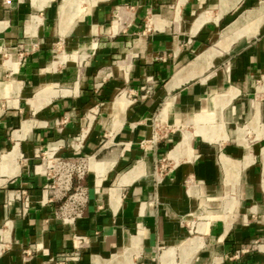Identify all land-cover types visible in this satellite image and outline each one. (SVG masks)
Here are the masks:
<instances>
[{
	"label": "crops",
	"instance_id": "1",
	"mask_svg": "<svg viewBox=\"0 0 264 264\" xmlns=\"http://www.w3.org/2000/svg\"><path fill=\"white\" fill-rule=\"evenodd\" d=\"M259 80L264 0H0V264H264Z\"/></svg>",
	"mask_w": 264,
	"mask_h": 264
},
{
	"label": "built area",
	"instance_id": "2",
	"mask_svg": "<svg viewBox=\"0 0 264 264\" xmlns=\"http://www.w3.org/2000/svg\"><path fill=\"white\" fill-rule=\"evenodd\" d=\"M264 83V80H259L258 83ZM61 122V121H60ZM63 123V121L61 122ZM41 161L45 166V175L51 180L52 184H61L66 186L72 181L73 178H82L86 172V159L77 158L70 160L67 158L57 157L51 152H46L42 155ZM162 168V166H160ZM84 192L77 189L73 194L69 195L66 199L64 207L58 212V216L73 220L76 216L80 215L82 204L84 203ZM256 244L254 243L247 248H241L236 253H245L249 250H255ZM81 252L80 247L74 248L71 251H65L53 256L47 264H75L80 261Z\"/></svg>",
	"mask_w": 264,
	"mask_h": 264
}]
</instances>
